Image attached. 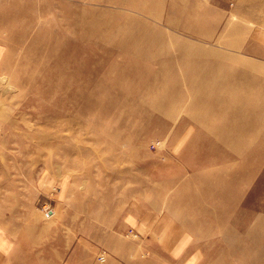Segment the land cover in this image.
Segmentation results:
<instances>
[{
  "label": "rangeland",
  "instance_id": "obj_1",
  "mask_svg": "<svg viewBox=\"0 0 264 264\" xmlns=\"http://www.w3.org/2000/svg\"><path fill=\"white\" fill-rule=\"evenodd\" d=\"M263 30L264 0H0V264H264Z\"/></svg>",
  "mask_w": 264,
  "mask_h": 264
},
{
  "label": "crops",
  "instance_id": "obj_2",
  "mask_svg": "<svg viewBox=\"0 0 264 264\" xmlns=\"http://www.w3.org/2000/svg\"><path fill=\"white\" fill-rule=\"evenodd\" d=\"M249 43L254 48L253 49L254 51H249L248 53L250 55L249 68L251 70V83L252 84L254 83L253 80V72H254L253 68H254L256 69V73L261 72V75L257 76L256 84L258 85L261 84V86L264 87V30L262 32L253 33L249 39ZM259 103H260V99H259ZM260 104H261L260 107L262 109L261 112H264V102ZM49 181L50 182L48 187H51L52 184L54 185L58 183L53 178H51ZM130 229L134 230L133 227ZM86 239H83V242H86L87 241Z\"/></svg>",
  "mask_w": 264,
  "mask_h": 264
},
{
  "label": "built area",
  "instance_id": "obj_3",
  "mask_svg": "<svg viewBox=\"0 0 264 264\" xmlns=\"http://www.w3.org/2000/svg\"><path fill=\"white\" fill-rule=\"evenodd\" d=\"M50 214H52V212H50ZM50 217V215H48ZM132 230H130L131 233ZM97 261L100 263H104L106 261V254H104L103 252L98 253L97 256Z\"/></svg>",
  "mask_w": 264,
  "mask_h": 264
},
{
  "label": "bare ground",
  "instance_id": "obj_4",
  "mask_svg": "<svg viewBox=\"0 0 264 264\" xmlns=\"http://www.w3.org/2000/svg\"><path fill=\"white\" fill-rule=\"evenodd\" d=\"M171 60H172V59H171ZM202 72H203V71H202ZM192 81H194V79H190V80H188V82H192ZM201 81H202V80H201ZM201 81L198 83L199 85H202V82H201ZM185 82H186V79H185ZM193 96H195V95H193Z\"/></svg>",
  "mask_w": 264,
  "mask_h": 264
}]
</instances>
